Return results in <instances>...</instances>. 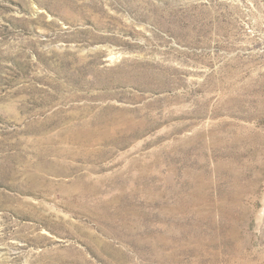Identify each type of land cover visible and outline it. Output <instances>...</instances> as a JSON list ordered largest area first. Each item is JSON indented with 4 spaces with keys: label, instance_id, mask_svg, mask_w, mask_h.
Here are the masks:
<instances>
[{
    "label": "rangeland",
    "instance_id": "rangeland-1",
    "mask_svg": "<svg viewBox=\"0 0 264 264\" xmlns=\"http://www.w3.org/2000/svg\"><path fill=\"white\" fill-rule=\"evenodd\" d=\"M0 264H264V0H0Z\"/></svg>",
    "mask_w": 264,
    "mask_h": 264
}]
</instances>
